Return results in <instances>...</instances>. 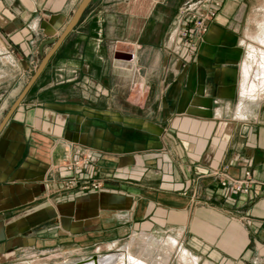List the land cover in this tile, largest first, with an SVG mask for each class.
Returning <instances> with one entry per match:
<instances>
[{"label": "crops", "instance_id": "1", "mask_svg": "<svg viewBox=\"0 0 264 264\" xmlns=\"http://www.w3.org/2000/svg\"><path fill=\"white\" fill-rule=\"evenodd\" d=\"M168 1L126 38L107 30L122 28L126 1L92 0L0 133V264H73L120 246L147 264H264L261 185L222 184L246 169L264 179V102L239 112L243 30L264 0H224L195 51L177 35L187 0ZM81 2L0 0V53L30 67ZM170 34L173 65L165 57L144 97L124 101L123 69L141 51L171 54ZM123 40L130 49L113 47ZM117 53L133 60L112 65ZM76 148L93 152L84 174L99 190L65 188Z\"/></svg>", "mask_w": 264, "mask_h": 264}, {"label": "rangeland", "instance_id": "2", "mask_svg": "<svg viewBox=\"0 0 264 264\" xmlns=\"http://www.w3.org/2000/svg\"><path fill=\"white\" fill-rule=\"evenodd\" d=\"M125 1L126 2L124 3L126 6H124L123 8V14L125 17L122 23V28L118 29V25H117V28H115V25L113 23H109L107 26L108 34L111 37H114L115 35L119 36L121 34H123V36L126 38L131 37V35L135 33L139 29V27L140 28L142 27L144 20H145L144 15L149 13L148 11H150V8L156 3L157 0H125ZM177 1L178 0L168 1L169 2L168 6L170 7V10H172L176 6ZM181 7L179 8V11L177 12V21L179 18V12H180ZM0 9H2V5H0ZM109 13L113 14V12H109ZM1 14H2V11H0V15ZM0 20H3L1 16H0ZM159 27L160 26H157V29H155V33H154L155 36L159 35V32H160ZM184 27L186 26L182 24L180 31ZM64 28L63 26L62 28H59L55 36L59 37ZM171 34L166 39V46H165L166 49L170 51L171 54L169 53L166 55L161 54L160 50H156V52L153 51L151 53L147 51L145 52L141 51L138 55V58H139L138 68L133 72H129L123 69V75H122L123 83L120 88L123 93L124 101H126V98L130 97L131 95L136 96V97H142V98L144 97V93L148 89V86L150 85V83L162 77V74H163L162 65L165 62V57H167V61H166L167 64L170 66L173 65V62H175V58H176V56L174 55L175 52L173 50L176 48L178 49L179 45L175 44L174 41H171V36H172ZM243 36H244L245 56H244V61L242 63L240 108L242 107V105L245 108L247 107V105L253 108L255 106L254 104L259 103V102H264V91H262L264 88V85H263L264 84L263 83L264 62H263V59L261 58V54L264 51V43H263V39H264V1H262L258 7L252 10H249L248 20L245 23L244 30H243ZM157 39L158 38L156 37V40ZM152 40L154 41L153 38ZM145 41L151 42V39L147 37ZM170 41L172 43H169ZM200 43L198 44V46L200 45ZM116 45H118L117 47L118 49H126V48L130 49L132 46L131 44L128 43L127 40H123V42H119V43H113L114 48ZM180 46L182 47L187 46L185 44V39L184 40L182 39ZM47 47L51 48L52 45H47ZM189 48L192 51V48L191 47ZM1 52H4V50H1ZM46 52L47 51L44 48V53ZM109 57H110L109 62L112 65L116 64L118 60H123V61L133 60L132 56L127 53H117ZM42 58H43L42 54L35 55L33 57L31 66L30 67L28 66L25 69L23 67L24 64H22L23 63L22 56L18 54L17 50H15L14 53L12 52V55H9V56H7V54L0 53V122L2 118L5 116L10 106L16 100V98L18 97V95L20 94L24 86L27 84L31 76L34 74L35 70L38 68L39 64L42 61ZM59 80H61V77L59 78ZM144 80H147V83L145 85L143 84ZM256 81L259 83H257ZM250 83L251 84L255 83L256 88L260 89L258 92L260 91L262 92L260 94L257 93V95H246L247 97L243 95L244 88L246 86H250L251 85ZM147 104L148 103H145L144 108L147 106ZM77 188L79 187H74L71 189H77ZM122 248H123L122 246L112 247L107 252L103 250V251L95 253V255H98V256L103 255V256H100V258H103L104 255L118 254V256L120 257L122 253L125 254L129 252L127 251L126 247L123 249ZM94 249L96 250L97 248H94ZM131 253L136 258H140V256H137L133 252Z\"/></svg>", "mask_w": 264, "mask_h": 264}, {"label": "built area", "instance_id": "3", "mask_svg": "<svg viewBox=\"0 0 264 264\" xmlns=\"http://www.w3.org/2000/svg\"><path fill=\"white\" fill-rule=\"evenodd\" d=\"M224 0H187L181 7L178 18V33L185 44L195 51L198 44L204 39L209 25L216 19ZM182 24L184 27L181 31ZM175 39H173L174 41ZM75 154L79 157L65 163L64 167L71 172L65 178L64 186L67 189L79 187L84 190H99L103 186L102 180L92 176H85L84 168H89L94 160L90 150L76 148ZM258 182L264 195V179L256 180L250 169L244 171V176L239 179H222L224 186L232 185L236 191L248 193L251 186Z\"/></svg>", "mask_w": 264, "mask_h": 264}, {"label": "water", "instance_id": "4", "mask_svg": "<svg viewBox=\"0 0 264 264\" xmlns=\"http://www.w3.org/2000/svg\"><path fill=\"white\" fill-rule=\"evenodd\" d=\"M91 1L92 0H82L78 9L75 11L72 18L70 19V21L68 22V24L66 25V27L64 28V30L62 31L59 37L52 36L40 43L39 51L43 56L42 61L39 64L38 68L35 70L34 74L31 76V78L27 82V84L24 86V88L22 89V91L20 92L16 100L10 106L5 116L2 118L0 122V133L3 131L4 127L9 122L12 115L17 110L19 105L22 103V101L24 100V98L26 97V95L28 94L32 86L35 84L39 76L42 74L43 70L47 66L54 52L57 50V48L62 44L64 39L68 36V34L74 29V27L80 21L81 17L83 16L86 8L88 7ZM47 45H52V47L47 53H44V48Z\"/></svg>", "mask_w": 264, "mask_h": 264}, {"label": "bare ground", "instance_id": "5", "mask_svg": "<svg viewBox=\"0 0 264 264\" xmlns=\"http://www.w3.org/2000/svg\"><path fill=\"white\" fill-rule=\"evenodd\" d=\"M263 43H264V39H263ZM261 58L263 59V62H264V51L261 54ZM257 83H259V82H257ZM263 83H264V80H263ZM261 84H262V82H261ZM259 90L260 89L256 88L255 83H252L250 86H246L244 88L243 95H245V96L246 95H257V93L260 94L262 91H264V88H263L262 91L258 92ZM244 110H245V107H243V105H242V107L239 109L241 116H244ZM173 242L175 244H177L178 240L173 239ZM118 258H119V260H118ZM181 258L184 259L185 261H189V260H191L192 262L195 261V258L194 259L190 258L188 253H185V252L182 253ZM196 262H197V260H196ZM114 263L115 264H147L141 257L140 258H136L130 251L125 253V254L122 253L120 257L118 256V254H112V255L109 254L107 256H104L103 258H100V256H98V255H93L90 258L84 259L82 261H79V262H76V263H73V264H114Z\"/></svg>", "mask_w": 264, "mask_h": 264}]
</instances>
